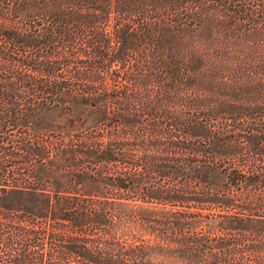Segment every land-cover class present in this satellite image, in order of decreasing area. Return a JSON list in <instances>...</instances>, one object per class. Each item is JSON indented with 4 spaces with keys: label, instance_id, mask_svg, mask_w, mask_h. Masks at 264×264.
Returning a JSON list of instances; mask_svg holds the SVG:
<instances>
[{
    "label": "trees",
    "instance_id": "trees-1",
    "mask_svg": "<svg viewBox=\"0 0 264 264\" xmlns=\"http://www.w3.org/2000/svg\"><path fill=\"white\" fill-rule=\"evenodd\" d=\"M0 264H264V0H0Z\"/></svg>",
    "mask_w": 264,
    "mask_h": 264
}]
</instances>
